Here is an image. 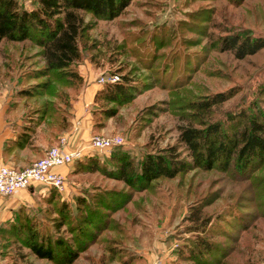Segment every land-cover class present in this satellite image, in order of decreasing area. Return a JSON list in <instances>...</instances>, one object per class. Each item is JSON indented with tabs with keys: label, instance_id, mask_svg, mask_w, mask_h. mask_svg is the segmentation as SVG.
I'll return each mask as SVG.
<instances>
[{
	"label": "rangeland",
	"instance_id": "374dc122",
	"mask_svg": "<svg viewBox=\"0 0 264 264\" xmlns=\"http://www.w3.org/2000/svg\"><path fill=\"white\" fill-rule=\"evenodd\" d=\"M238 2V0H132L115 19L96 21L90 34L93 40L101 45L103 51L84 52L85 58L80 62L79 72L86 70V65L89 64L95 81L101 88L107 82L119 81V76L123 74L137 85L142 81L151 84L149 89L137 94L130 103L119 106L114 117L103 116L101 110L115 104L105 102L100 96L95 104L89 106L90 112L93 111L92 121L95 124L102 123L97 129L98 135L118 134L124 139V144L109 150L93 149L94 156L101 160L99 164H105L103 161L111 154L125 152L137 168L138 162L143 160L145 154L157 153L160 149L175 144L179 125L184 123L180 119L181 111L176 112L177 107L183 102L233 89L234 96L215 108L214 117L223 119L225 115L235 113L241 107L249 105L254 99L264 98L263 95L258 96L259 89L264 87V49L239 59L232 52L221 48V36H225L227 30L228 32L243 30L246 34L264 36V0ZM209 14L216 22V27H212V23H207L206 17ZM86 17L90 18L88 15ZM162 40L167 42L160 48L164 44L161 43ZM154 45L159 48L157 55L153 54ZM36 50L37 47L30 43H3L0 64L10 61V57L7 58L4 53L12 52L14 59L19 51L28 55ZM87 57L94 61H89ZM22 61L24 65L17 71L18 77L22 70L33 68L29 66L33 59L27 58ZM15 71L16 68H13V73L10 74L3 66L0 70V104L6 106L9 119L17 116L21 118L18 112H22L20 108L8 111L12 94L35 82L27 76L18 78L17 82ZM112 76L118 78L110 81ZM60 85L59 87L63 88ZM82 90L83 86L66 87L71 97L68 106L63 108L68 113V107H71L70 126L72 106ZM151 105H157V108L161 109L156 116L147 119L149 116L146 107ZM179 150L183 149L180 147ZM185 154L184 151L183 157ZM72 163L76 169L74 172L81 174L74 176L73 172L70 177H66L67 195L57 191L58 194L56 193L52 204L47 203L46 198H40L36 200L34 207L19 208L16 212L18 215L13 214V221L2 229V238H12L13 236L6 233L9 225L14 222L22 223V216H29L36 220L35 228L39 236L58 235L68 242H74L78 235L76 228L82 226L79 213L85 214L81 207L77 206V197H84V202L90 204L97 199L96 192L101 194L106 189H115L128 192L132 197L123 212L112 215L118 222L124 224L126 228L124 234L120 236L117 231L110 230V236L122 237L119 243L122 247L129 242L124 240L125 235H128L131 243L128 247L135 250L138 247L145 250L154 247L157 251L154 242L156 239L159 243L162 241L160 244L166 245L170 253V249L176 247L177 243L194 238L195 232L188 230L187 223L183 220L189 204L192 203L191 192H198L201 196L208 191L219 189L222 191L220 200L207 209L221 215L220 220L212 217V223L209 225L216 229L217 234L213 238L231 244L229 238L222 235L221 231L230 230L232 234L230 237L241 235L239 242L241 246L237 245L236 250L232 252L233 257L235 255L240 259L243 256L244 260L243 253L252 249L253 264H264V195H259L253 188L244 190L247 182L226 179L224 173L217 170L197 169L180 173L175 178L158 179L147 191L136 192L123 181L107 178L100 171L78 172L80 162L74 160ZM262 167L256 171L257 174L264 175V165ZM51 190L49 187L48 191ZM241 192L243 197L236 200ZM60 202L64 203L68 218L62 220L65 224L56 228L53 224L60 218L58 217ZM246 225L249 226L247 230L250 241L245 239L247 233L242 231ZM7 248L14 256L12 261H16L15 264L26 262L54 264L45 258L37 257L29 248L15 242H9ZM103 249V244L94 243L84 252L91 251L99 256ZM24 251L28 252V256L21 255ZM126 251L124 256L130 250ZM84 252L80 255H85ZM162 252L166 253L163 250ZM80 255L71 264H86ZM107 255V252L103 253V264H117L115 258L108 261Z\"/></svg>",
	"mask_w": 264,
	"mask_h": 264
},
{
	"label": "trees",
	"instance_id": "16d2710c",
	"mask_svg": "<svg viewBox=\"0 0 264 264\" xmlns=\"http://www.w3.org/2000/svg\"><path fill=\"white\" fill-rule=\"evenodd\" d=\"M131 1L0 0V50L3 43H30L37 47L33 54L24 55L23 51L17 52L14 59L12 52L4 53L7 58L10 57V61L0 64V70L3 66L10 74L13 73V68H16L17 82L18 78L25 76L35 81L16 90L11 96L8 111L22 109L20 113L22 122L15 128V138L5 142L8 151L11 152L15 147L23 148L28 144L40 125H45L51 133L70 127L71 107H68V113L63 108L68 106L71 97L66 87L83 86L79 65L85 58L84 52L103 51L101 45L93 40L90 32L97 20L115 19ZM238 1L240 3L242 0ZM87 15L90 18L87 19ZM206 18L207 23H212V27H216L212 15L209 14ZM225 33V36H221V48L232 52L236 58L242 59L264 49V36L246 34L243 30L235 32L227 30ZM166 42L162 40L161 43L164 44L160 48ZM157 47L155 46L153 51L155 55L159 49ZM20 58L33 59L29 65L33 68L22 70L18 77L17 71L24 65L22 59L19 62ZM87 58L94 61L90 57ZM119 78V81L107 82L94 97L93 104L99 96L105 102L115 104L101 110L106 118L116 116L119 106L130 103L137 94L151 87V84L144 81L140 85L131 82L126 74L120 75ZM261 95L264 96V87L259 89L258 96ZM233 96V89H229L180 104L176 113L181 111L180 119L184 123L179 125L177 142L160 149L157 153L145 154L143 160L138 162L137 168L127 153L122 152L105 158L103 165L99 164L101 160L97 156L81 160L78 172L100 171L107 178L123 181L134 191L140 192L147 191L161 178H175L180 173L197 169L217 170L224 173L226 179L247 182L244 190L253 188L259 195H264V175L256 173L264 165V98L254 99L249 105L241 107L235 113L225 115L223 119L215 118V108ZM146 109L149 116L147 119H150L156 116L161 108L151 105ZM93 126L97 130L102 123L97 122ZM180 147L182 151L179 150ZM184 151L185 157L182 155ZM51 189L46 198L49 204H52L56 193L58 194L56 189ZM96 193L97 199L90 204L84 202V197H77V206H80L85 214L79 213L82 226L76 228L78 235L74 242H68L58 235L39 236L35 228L36 220L22 216V223L14 222L6 229V233L13 236L7 238L8 243L15 242L25 246L37 257L45 258L54 264H71L89 246L101 243L104 248L101 255L98 256L91 251L84 252L88 259L86 264H103L104 252L108 254V261L115 258L117 264H139L142 258L133 247L129 249L128 244L131 246V243L128 235H125L124 240L129 242L125 243L126 246L120 247L122 239L120 236L124 234L126 228L112 216L123 212L132 196L128 192L115 189H106L101 194ZM221 193L219 189L208 191L201 196L198 192H191L192 203L189 204L183 220L187 223V229L195 232L194 238L177 243L178 245L171 250L174 255L173 261L166 264H253L252 249L243 253L244 260L243 256L240 259L235 255L233 257L232 252L236 250L237 245L241 246L239 245L241 235L230 237L232 236L230 230L221 231L222 235L229 238L231 244L213 238L217 234L216 229L209 225L212 223V217L220 220L221 215L207 209L220 200ZM241 197L242 192L236 200ZM58 210L60 218L53 224L56 228L65 224L64 221L68 218L64 203L60 202ZM248 227L246 225L242 228V231L247 233L246 240H249ZM110 230L117 231L120 236H110ZM126 250L130 251L124 256ZM27 254L26 251L21 253L22 256Z\"/></svg>",
	"mask_w": 264,
	"mask_h": 264
},
{
	"label": "crops",
	"instance_id": "0c3cea01",
	"mask_svg": "<svg viewBox=\"0 0 264 264\" xmlns=\"http://www.w3.org/2000/svg\"><path fill=\"white\" fill-rule=\"evenodd\" d=\"M80 73L84 81L83 90L72 107L71 126L66 130L51 133L50 129L45 125H40L37 127L31 140L23 148L15 147L11 152L5 148V142L9 139L15 138V128L16 126H19L22 121L19 116L14 119H9V112L5 110L6 106H1L0 104V166L6 165L16 169H22L30 165L34 160L42 157L45 151L50 146L58 143L59 138L62 136L68 137V142L71 148L83 147L84 156L75 160V162L95 157L93 149L86 147L90 138L99 133L94 129L89 106L93 103L95 94L101 88V85L95 81V77L89 68V64L86 65V70L83 69ZM7 99H9V97ZM2 102L3 104L5 103L4 101ZM18 113L20 114V112ZM100 133L102 134L103 130H101ZM57 171L66 178L70 177L75 169L73 163H70L58 167ZM79 174L81 173L77 174L74 172V176ZM48 190L49 187L41 184H33L27 188L18 189L9 196L0 195V264H12V259L14 258L12 253L7 251L9 245L8 239H3L1 237L2 229L6 224L13 221V214H15L20 207H34L37 199L47 198L50 193ZM154 242L157 245H155L157 251L154 247H150L149 250L139 247L136 248V252H138L142 258V260L139 261V264H166L172 262L174 255L171 251L169 253L167 246L160 244L162 241L159 243L156 239ZM4 247L6 248L5 250ZM162 250L166 251V253L162 252ZM82 258H84L85 262H88L86 255H83ZM76 260L77 258L74 261Z\"/></svg>",
	"mask_w": 264,
	"mask_h": 264
},
{
	"label": "built area",
	"instance_id": "2783aa9c",
	"mask_svg": "<svg viewBox=\"0 0 264 264\" xmlns=\"http://www.w3.org/2000/svg\"><path fill=\"white\" fill-rule=\"evenodd\" d=\"M117 78V76H112L110 81H115ZM122 144H124V139L118 134L94 135L86 147L95 150H109ZM82 156H84L83 147L71 148L68 137L62 136L56 145L45 151L42 157L22 169L0 166V195L9 196L16 190L33 184L54 188L60 194L67 195L66 178L57 171V168L68 165Z\"/></svg>",
	"mask_w": 264,
	"mask_h": 264
}]
</instances>
